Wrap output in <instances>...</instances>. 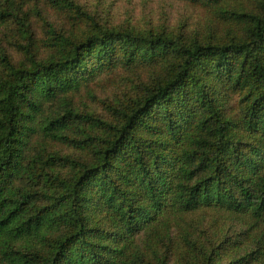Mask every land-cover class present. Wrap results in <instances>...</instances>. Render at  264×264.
<instances>
[{
    "label": "trees",
    "instance_id": "1",
    "mask_svg": "<svg viewBox=\"0 0 264 264\" xmlns=\"http://www.w3.org/2000/svg\"><path fill=\"white\" fill-rule=\"evenodd\" d=\"M184 1L240 35L107 27L47 0L71 29L36 6L39 39L28 0H0L19 50L0 46V264H264V0ZM121 68L150 80L110 117L76 104ZM197 214L245 229L218 238Z\"/></svg>",
    "mask_w": 264,
    "mask_h": 264
},
{
    "label": "rangeland",
    "instance_id": "2",
    "mask_svg": "<svg viewBox=\"0 0 264 264\" xmlns=\"http://www.w3.org/2000/svg\"><path fill=\"white\" fill-rule=\"evenodd\" d=\"M82 8L92 14L96 21L107 27H129L138 30L181 31L190 37H199L206 42H217L229 39V35L238 34L242 27L235 23L224 24L215 12L203 6L195 7L184 0H75ZM22 6L26 0H16ZM251 5V4H250ZM42 9L43 15L55 28L66 26L68 13L58 12L51 8L47 0H28L25 7L30 14L32 24L40 38L45 30L34 9ZM71 15V14H70ZM89 25V23H87ZM77 25L74 32L82 29ZM69 30L71 27L66 26ZM17 37L13 24L0 26V46L14 58L19 57ZM149 77V76H148ZM150 78V77H149ZM143 70L121 68L116 73L103 76L92 86L75 94L74 101L86 111L94 112L104 118L110 117L109 105L117 106L127 100L138 90V85L149 81ZM91 131V130H90ZM55 151L62 155L84 156L80 149L66 143H59ZM200 228L221 236H232L241 233L245 226L234 219L228 218L218 223L214 217L195 215ZM220 230V231H219Z\"/></svg>",
    "mask_w": 264,
    "mask_h": 264
}]
</instances>
